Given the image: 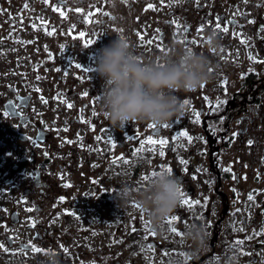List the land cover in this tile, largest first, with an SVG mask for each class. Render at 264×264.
Returning <instances> with one entry per match:
<instances>
[{"label":"flooded vegetation","instance_id":"obj_1","mask_svg":"<svg viewBox=\"0 0 264 264\" xmlns=\"http://www.w3.org/2000/svg\"><path fill=\"white\" fill-rule=\"evenodd\" d=\"M210 32L219 49L207 47ZM118 34L146 61L176 46L204 52L214 78L176 93L188 103L167 127L112 129L103 81L84 69ZM148 136L168 143L134 155ZM165 168L200 201L180 200L170 217H184L172 225L182 233L204 225L203 251L168 223L158 235L134 201L118 206L117 188L142 190ZM0 244V264H264V0H0Z\"/></svg>","mask_w":264,"mask_h":264},{"label":"clouds","instance_id":"obj_2","mask_svg":"<svg viewBox=\"0 0 264 264\" xmlns=\"http://www.w3.org/2000/svg\"><path fill=\"white\" fill-rule=\"evenodd\" d=\"M99 50L92 72L103 81L99 105L112 129H123L132 122L151 123L157 127L179 117L183 104L177 92L191 93L210 83L215 74L212 58L193 48L176 46L153 61L134 54L130 40L118 34ZM207 47L219 49L215 33L207 34ZM118 206L134 201L145 214L150 227L160 236L167 235L166 221L178 206L180 183L174 174L158 171L149 178L147 187L136 189L124 183L114 191ZM194 252L207 246L204 225H192L183 233ZM233 255L239 258L238 252ZM50 264H59L49 257Z\"/></svg>","mask_w":264,"mask_h":264},{"label":"snow or ice","instance_id":"obj_3","mask_svg":"<svg viewBox=\"0 0 264 264\" xmlns=\"http://www.w3.org/2000/svg\"><path fill=\"white\" fill-rule=\"evenodd\" d=\"M44 2L47 3L48 0H44ZM148 7H149V8H152L153 6H152V5H148ZM25 8H27V5H25ZM53 11H60V9L54 7V8H53ZM76 12L82 14V13H83V9L77 8V9H76ZM60 14H61L62 17H64V15H65L62 11H60ZM87 15H88V17H91L92 15H94V13H88ZM104 15H108V14H107V13H104ZM87 22H88V23H91L92 21H91L90 19H88ZM251 22H252V21H250V23H251ZM177 27H179V25H177ZM216 29H217L219 32H223V33H227L228 30H229L227 27H223V28L221 27V23L219 22V19H218V18H217V22H216ZM202 30H203L202 27H201L200 29H198V31H202ZM54 31H55V30L53 29L52 31L48 32V34H49V35H52ZM157 31H158V30H157ZM85 35H86L85 33L81 32V33L79 34V37H73V38H74V39H77V38H78V39H82V40H83V39H85ZM137 35H138L139 39H140L141 41H143V36H142L141 34H139V33H137ZM241 42L243 43L244 41L242 40ZM93 43H95V42H94V41H91V40H88V41L85 43L84 46L87 48L89 45H91V44H93ZM147 43H148V44H151L152 41L149 40ZM192 43H195V41H192ZM162 50H163V49H161V51H162ZM76 66H77L78 68L80 67V65H76ZM84 71H86V72H91L92 70H91V69H84ZM223 83L226 85V84H227V81H224ZM225 90H226V89H225ZM85 95L87 96V93H85ZM42 99H43V98H42ZM98 99H99V97H98ZM205 99H207V97H205ZM44 102L47 103V101H44ZM187 103H188L187 100H185V101L183 102V104H187ZM221 103H226V100H224V101H220V100H218V101H217V107H218ZM68 107L71 108L72 105L69 104ZM195 115H196V117H197V121H198V120H199V115H200V113H195ZM150 127L154 129L156 126L152 124V125H150ZM164 127H167V125H165ZM181 135L184 136V137H186V138L188 139L189 143H191L192 138H191L190 136H188V133H187V132L181 133ZM233 135L235 136L236 134L234 133ZM111 142H112V141L110 140L109 143H111ZM167 143H168V141L165 140V139H159V140H157V139H154L152 136H148L147 139L143 142V144L140 145V148L137 149V152L134 153V155L137 154L138 152L142 151V150L144 149L145 145H159V146L163 147V146L167 145ZM251 143H252V141H249V145H251ZM113 146H115V145H113ZM160 155L163 156L164 153H163V152H160ZM119 159L124 160L125 163H128V162H129V161H128L126 158H124V157H120ZM181 163H186V162L181 161ZM163 171H166V172H168L169 174L172 173V169H171V168H165ZM225 171H229V169L226 168ZM155 174H156V173H154V175H155ZM234 178H235V177H234ZM143 179H147V177H144ZM245 179H246V177H245ZM66 186H67V185H66ZM180 196H181V206H187V207H189V208L191 209L194 205H198V204H200V201H199V200H196V201H192V200H190V199L188 198V194H186L182 189H180ZM247 199H248L249 201H253L254 197H253L252 194H249L248 197H247ZM28 211H32V209H28ZM183 220H184V217H183V216H179V215L170 217V218L166 221V223H168V224L170 225L169 231H170L171 233L175 234V235H183L182 231L178 230L177 227L172 226V225H175V224H178V223L182 222ZM34 226H35V222H33V227H34ZM209 226H211V225H209ZM135 230H136V229H133V231H135ZM145 230L149 231V232H150V235H152V236H155V235H156V233H155L154 231H151V230L148 228V224H147V223H145ZM145 239H147V237H145ZM242 243H243L242 241H236V244H238V245H239V244H242ZM3 247H4V245L0 244V248H3ZM27 247L30 248V249H31L32 251H34V252L46 251V250H44V249H42V248H40V247H36V246H34L33 244H29ZM153 249H154V245L149 244V245L147 246V250H148V251H152ZM64 251L67 252V251H68L67 248H65ZM244 254H247V253H244ZM180 255H181L182 257H185V259L187 260V258H188V254L180 253ZM214 259H215V264H219V257H215Z\"/></svg>","mask_w":264,"mask_h":264},{"label":"rangeland","instance_id":"obj_4","mask_svg":"<svg viewBox=\"0 0 264 264\" xmlns=\"http://www.w3.org/2000/svg\"><path fill=\"white\" fill-rule=\"evenodd\" d=\"M3 245V244H2Z\"/></svg>","mask_w":264,"mask_h":264}]
</instances>
